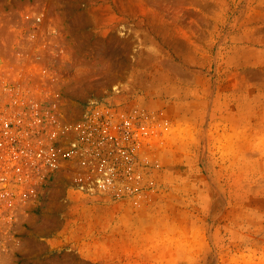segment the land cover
<instances>
[{
	"label": "rangeland",
	"instance_id": "1",
	"mask_svg": "<svg viewBox=\"0 0 264 264\" xmlns=\"http://www.w3.org/2000/svg\"><path fill=\"white\" fill-rule=\"evenodd\" d=\"M40 113L0 264H264V0H0V114Z\"/></svg>",
	"mask_w": 264,
	"mask_h": 264
},
{
	"label": "built area",
	"instance_id": "2",
	"mask_svg": "<svg viewBox=\"0 0 264 264\" xmlns=\"http://www.w3.org/2000/svg\"><path fill=\"white\" fill-rule=\"evenodd\" d=\"M49 126L42 113L32 114L29 119L16 116L12 121L0 114L1 182L29 184L37 173H47L55 166V132L49 131Z\"/></svg>",
	"mask_w": 264,
	"mask_h": 264
}]
</instances>
